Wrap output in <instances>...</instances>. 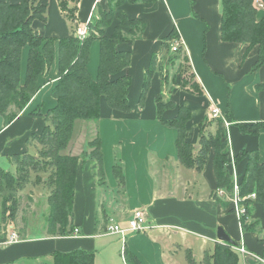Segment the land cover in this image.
I'll use <instances>...</instances> for the list:
<instances>
[{"label":"crops","instance_id":"obj_1","mask_svg":"<svg viewBox=\"0 0 264 264\" xmlns=\"http://www.w3.org/2000/svg\"><path fill=\"white\" fill-rule=\"evenodd\" d=\"M0 1L16 4L19 0ZM76 3V17L83 23L91 12L97 18L98 11L108 9L109 2L77 0ZM69 4L74 3L70 1ZM116 11L145 24L131 46H120L121 49L130 50L127 98L131 111L124 114L111 110L102 99L98 121H92L90 125L81 124L83 132L92 139H82L76 146L68 143L65 148L68 156L80 157L83 152L89 151L88 142L97 137L102 158V181H99L95 160L79 158L78 161L70 219L73 229L79 232L78 236L49 237L45 235V230L39 236L19 233L17 242L0 243V264H51L54 252L75 250L93 253V264H126L123 251L134 255L141 264H189L188 258L194 264H202L203 253L212 252L214 244L218 242V227H222L236 246L242 241L249 253L243 256L237 252L238 264H264L262 208L256 204L251 207L246 224L254 223L255 226L251 231L243 232L240 221L232 212L229 195L224 190L221 196L217 193L219 189L212 163L213 153L210 152L199 172L184 168L177 159V132L158 122L154 105V97L160 94L176 107L189 108L191 117L186 125V141L196 145L199 123L204 117L208 119L209 109L216 107L222 115L226 113V91L218 77L222 76L233 83L228 111L233 115L234 123L227 127L231 150L234 154L241 150H257L261 162L264 160V128L253 136L242 134L237 127L264 123V91L257 94L247 87L249 78L244 81L257 60V47L246 51L247 45L222 41L220 0L125 1ZM262 18L264 12L258 10L256 19ZM115 25L114 22L105 34L110 35ZM32 28L38 36L55 39L67 38L73 32L69 21L61 14L59 0H48L46 22L35 21ZM172 29L185 49L190 73L202 93L196 96L175 86L168 90L169 85L163 83L159 74L155 73L140 106L138 99L144 71L149 66L152 54L160 51L162 42ZM27 55L28 48L24 47L21 53V80L25 74ZM98 63L99 42L95 40L90 45L86 66L92 80L96 78ZM57 77L58 46L55 42L52 63L47 73L37 78L36 94L11 123L4 126L0 119L1 169L13 172L9 156L34 152V148L27 146L26 140L31 134L39 135L45 122L42 117L31 116L30 113L38 109L36 112L44 115L55 106L51 89ZM239 80L242 81L237 83ZM263 80L264 66L253 74L252 84ZM175 112L176 109L167 110L163 116L171 119ZM206 122L204 132L213 134L216 130L214 121ZM116 162H119L123 172L122 186L117 185L112 173ZM245 165L244 159L238 163L237 170L242 173ZM105 180L111 190L105 187ZM30 181L23 190H28ZM29 190L44 195L47 204L48 193L45 195L42 187ZM137 210L143 212L153 229L144 233L127 232L124 239L121 235L106 233L110 224L126 229L133 212Z\"/></svg>","mask_w":264,"mask_h":264},{"label":"trees","instance_id":"obj_2","mask_svg":"<svg viewBox=\"0 0 264 264\" xmlns=\"http://www.w3.org/2000/svg\"><path fill=\"white\" fill-rule=\"evenodd\" d=\"M74 4L70 5L69 2ZM59 0V8L64 18L69 21L72 34L67 38L55 39L38 36L32 25L35 21L46 22L48 0H19L16 4L0 1V118L2 124L11 123L27 106L38 91L37 78L45 75L53 60V46H58V77L51 89V97L56 101L53 108L46 114L31 112V116L42 117L45 125L39 135L31 134L26 144L34 148L33 153L24 152L8 157L14 167L10 172L0 168V219L4 226L0 228V243L6 241L7 228L16 222L19 208L18 193L30 181L32 173L43 169L47 174V227L49 237H68L73 231L71 211L75 177L79 158H89L97 163V175L102 181V158L99 151L98 138L88 142L89 151L80 157L62 155L71 138L75 121H98L101 100L106 106L120 113L131 111L127 98L130 77L127 69L130 65V50L121 49V45L131 46L145 24L139 19H129L117 8L125 1L153 2L154 0H108L109 11H98V19L90 26V33L84 39L74 35L77 12V0ZM264 0H220L221 26L220 35L224 42L247 45L246 51L257 47V60L253 70L264 66V18L256 19V3ZM110 35L107 28L113 23ZM127 32H124V30ZM174 29L170 31L161 44V49L153 53L148 68L144 71L142 90L138 104L142 106L149 89L153 74L158 73L163 83L170 87H179L190 94L199 96L201 91L193 76L186 80L182 73L183 64L189 67V60L182 46L173 53L176 57L164 60V52L168 51L169 41L177 39ZM99 42V63L94 80L89 76L86 66L89 60V48L93 41ZM28 48L25 74L21 80V53ZM171 68V77L168 70ZM190 69V68H189ZM170 79V80H169ZM257 91H264L263 82L255 86ZM156 119L159 123L175 129L177 137L175 147L179 163L187 169L200 171L206 164L210 152L213 153V169L216 186L229 194L232 191V180L228 169V147L226 131L221 120L216 122L213 134L205 133L207 120L204 117L198 127L196 145L186 141V125L190 120L191 111L183 106L164 99L160 94L154 97ZM176 109L171 119L163 114L167 110ZM208 118V117H207ZM224 118L228 124H233V115L227 111ZM242 134L256 136L264 128V123L237 125ZM37 153V154H36ZM36 154V155H35ZM236 166L246 160L245 169L238 174V195L245 198L246 214L240 219L243 232L251 231L255 224H246L251 207L259 205L264 211V160L260 162L257 150H241L235 154ZM117 185L124 183L123 172L119 162L112 168ZM254 194V199L248 196ZM10 222V223H8ZM11 225L13 226V224ZM236 246V244L234 245ZM233 246L217 242L212 252H204L202 264H238V253ZM51 264H93L94 254L81 250L68 253L54 252ZM126 264H141L139 260L127 251H123ZM264 258V257H263ZM189 264H194L188 258Z\"/></svg>","mask_w":264,"mask_h":264},{"label":"rangeland","instance_id":"obj_3","mask_svg":"<svg viewBox=\"0 0 264 264\" xmlns=\"http://www.w3.org/2000/svg\"><path fill=\"white\" fill-rule=\"evenodd\" d=\"M105 12L109 11L108 9L104 10ZM97 15V14H96ZM195 17V15H193ZM196 18V17H195ZM98 16L96 18L95 21H97ZM94 21V23H95ZM170 44V41H169ZM184 49V47H183ZM185 50V49H184ZM164 56V60H168L169 57H176L175 53L170 52L169 48L167 52H164L163 54ZM184 66V71L182 73V76L186 79V80H190V69L188 67L187 64H183ZM168 74L171 77V75L174 73L173 70H171V68H169L168 70ZM258 70H252L249 72V74L245 75L244 81H246L249 78V81L247 82V87L249 86L251 90H253L255 93H260L261 91H257L255 89V86L260 83V81H257L255 84H252L253 81V74H255ZM220 79L221 84L223 85V87L225 88V104L224 107L226 109V112L229 110L230 108V102H229V92L233 86V83L226 81L222 76H218ZM242 80L237 81V83H240ZM205 94V92H204ZM207 95V94H206ZM1 119V118H0ZM2 120V119H1ZM92 123H85V121H77L75 123V126L73 128L72 131V135H71V139H70V145H74L76 146V144L79 143L80 140L84 139V141H88L89 139H92L90 135L86 134V132H83V127L81 124H87L90 125ZM214 125L216 126V122H213ZM82 145V144H81ZM80 145V146H81ZM75 148V147H74ZM88 151V150H87ZM67 149L63 152H61L62 155H67ZM37 154V153H36ZM35 154V155H36ZM235 156V154H234ZM96 162V161H95ZM234 162H235V158H234ZM97 164V163H96ZM39 173H32L30 176L31 179V186L28 187V190H22L19 192L18 194V198H19V208H18V213L16 216V219L13 224V226L11 225L10 222V226H8L7 230H8V234L11 231L16 232V234L19 233H23L22 235H31V236H39L41 235V232L43 230L46 231V227H47V222H46V218H47V214H48V208H47V204H46V197L43 195H39V192H36V194L33 193V190H29L35 187H42L44 190V194L45 193H49L47 188H46V178H47V174L44 173L45 171H43V169H39ZM105 187L108 190H111V188H109V183L107 182V180H105ZM42 191V190H41ZM46 195V194H45ZM244 202V200H242ZM4 226V224L2 223L1 219H0V228L2 229V227ZM46 235V232H45Z\"/></svg>","mask_w":264,"mask_h":264},{"label":"built area","instance_id":"obj_4","mask_svg":"<svg viewBox=\"0 0 264 264\" xmlns=\"http://www.w3.org/2000/svg\"><path fill=\"white\" fill-rule=\"evenodd\" d=\"M255 5H256L257 11L262 10L264 12L263 3L257 2ZM95 20H96L95 15L91 12L85 22L80 23L79 21H77L76 27L74 30V35L79 39H84L85 37H87L90 33V26L94 24ZM180 46L183 47L182 43L178 39H174L170 41L169 50L170 52L173 53ZM208 99L210 100V104L212 105L211 99L210 98ZM207 117H208V120H217V119L221 120L226 129L225 131H226V142H227V147H228V155H227L228 169H229V173H230L231 180H232V191L228 195H229V201L231 204L232 212L240 221V219L246 214L245 213L246 206L242 203L243 202L242 200H244L245 198H240L238 195L239 183H238L237 166L234 162V153L232 152L231 147H230L231 140H230L229 133L227 131V127L229 126V124L226 122L224 115H222L216 107H211L209 109V113ZM217 193L218 195L221 196L224 194V191L219 189L217 190ZM248 198L254 199V194L249 195ZM153 228L154 226L148 223L143 212L140 210H137L133 212L131 219L128 221V226L126 229L120 228L116 224H110L106 228V233L118 234V235H121L122 239H124L127 232L144 233ZM78 233L79 232L77 229H73V231L70 233L69 236H78ZM17 241H18V234H16V232L11 231L9 232V234L7 233V237L5 241L6 244H12ZM232 249L243 256L249 254L247 250L245 249L242 241L240 242L239 246H233Z\"/></svg>","mask_w":264,"mask_h":264},{"label":"water","instance_id":"obj_5","mask_svg":"<svg viewBox=\"0 0 264 264\" xmlns=\"http://www.w3.org/2000/svg\"><path fill=\"white\" fill-rule=\"evenodd\" d=\"M216 237H217L218 242L220 243H225L231 246L235 245L234 241L229 238V236L224 232L222 227L217 228Z\"/></svg>","mask_w":264,"mask_h":264}]
</instances>
